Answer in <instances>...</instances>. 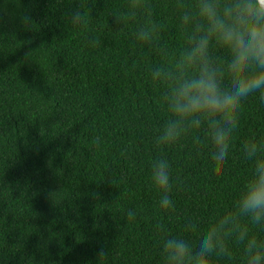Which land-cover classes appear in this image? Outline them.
<instances>
[{"label": "trees", "instance_id": "1", "mask_svg": "<svg viewBox=\"0 0 264 264\" xmlns=\"http://www.w3.org/2000/svg\"><path fill=\"white\" fill-rule=\"evenodd\" d=\"M166 2L157 0L156 40L172 51L183 38ZM126 5L0 0V264H98L102 251L99 264H163L161 230L205 223L248 175L238 144L264 116L255 99L227 162L190 141L166 150L175 207H158L152 137L166 113L147 69L160 58L118 22ZM76 9L85 20L73 27Z\"/></svg>", "mask_w": 264, "mask_h": 264}, {"label": "clouds", "instance_id": "2", "mask_svg": "<svg viewBox=\"0 0 264 264\" xmlns=\"http://www.w3.org/2000/svg\"><path fill=\"white\" fill-rule=\"evenodd\" d=\"M164 6L183 38L172 51L156 40L162 28L154 19L157 0H127L126 15L117 20L134 24L135 42L160 58L147 69L166 113L152 137L160 154L151 163L150 181L158 207L167 211L175 207L171 194L178 178L166 150L190 141L211 160L227 162L246 105L253 99L264 105V0H167ZM69 20L77 27L85 17L76 9ZM21 23L27 26L30 17ZM257 128L239 141V158L249 169L231 205L203 224L186 218L182 233L161 230L163 264H264V116L257 117ZM135 215L128 212L130 219ZM106 256L102 251L98 264Z\"/></svg>", "mask_w": 264, "mask_h": 264}]
</instances>
